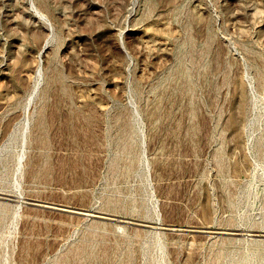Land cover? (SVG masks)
<instances>
[{
    "label": "rangeland",
    "instance_id": "374dc122",
    "mask_svg": "<svg viewBox=\"0 0 264 264\" xmlns=\"http://www.w3.org/2000/svg\"><path fill=\"white\" fill-rule=\"evenodd\" d=\"M0 193V264H264V0H0Z\"/></svg>",
    "mask_w": 264,
    "mask_h": 264
},
{
    "label": "water",
    "instance_id": "95a60500",
    "mask_svg": "<svg viewBox=\"0 0 264 264\" xmlns=\"http://www.w3.org/2000/svg\"><path fill=\"white\" fill-rule=\"evenodd\" d=\"M64 207V206H63ZM63 207H60V209H64V210H67V211H75V212H78V213H84V214H87V215H90V212L88 213V212H83V211H81V210H74L73 208H63ZM98 215V214H97ZM99 216V215H98ZM111 218V217H110ZM201 231H204V230H201ZM218 232H220V231H218ZM224 233H226V232H224ZM255 234H258V233H255Z\"/></svg>",
    "mask_w": 264,
    "mask_h": 264
},
{
    "label": "bare ground",
    "instance_id": "6f19581e",
    "mask_svg": "<svg viewBox=\"0 0 264 264\" xmlns=\"http://www.w3.org/2000/svg\"><path fill=\"white\" fill-rule=\"evenodd\" d=\"M1 194V193H0ZM4 194H6V193H4ZM2 195H3V193H2ZM1 197V196H0ZM6 198V197H5ZM60 206H63V205H60ZM64 207H67V208H69V206H64ZM71 207V206H70Z\"/></svg>",
    "mask_w": 264,
    "mask_h": 264
}]
</instances>
